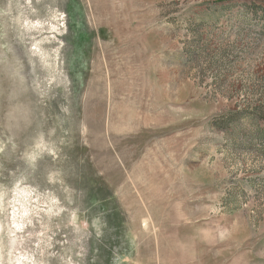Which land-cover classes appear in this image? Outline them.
Instances as JSON below:
<instances>
[{"label":"rangeland","instance_id":"374dc122","mask_svg":"<svg viewBox=\"0 0 264 264\" xmlns=\"http://www.w3.org/2000/svg\"><path fill=\"white\" fill-rule=\"evenodd\" d=\"M0 264H264V0H0Z\"/></svg>","mask_w":264,"mask_h":264}]
</instances>
